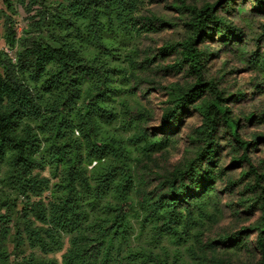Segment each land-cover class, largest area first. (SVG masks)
Wrapping results in <instances>:
<instances>
[{"label":"trees","instance_id":"16d2710c","mask_svg":"<svg viewBox=\"0 0 264 264\" xmlns=\"http://www.w3.org/2000/svg\"><path fill=\"white\" fill-rule=\"evenodd\" d=\"M174 2L187 12L183 19L187 34L163 43L157 54L175 53L170 66L184 70L192 80L172 85L158 127L161 136L140 128L133 136L142 141L143 149L153 150L164 144L191 108L199 112L201 123L194 130L193 155L160 176L157 188L142 195L139 208L131 203L134 181L124 148L113 136L96 137L102 122L119 114L109 110L104 100L113 89L107 57L116 54L110 38L158 31L167 20L153 12L139 14L141 0H60L45 31L44 17L20 36L10 21L5 22L3 38L9 49L15 48V59L0 50V264H11L10 241L22 255V262L15 264H169L158 253L133 244L132 215L141 226H151L156 239L165 235L183 239L188 226L196 223L194 208H201L202 198L211 193L208 186L218 171L245 165L242 173L251 181L242 189L251 193L260 211L251 230L256 232L259 264H264V172L251 158L264 134L248 139L241 135L244 124L254 121L255 110L233 115L230 101L241 98L243 90L221 87L205 74L216 53L206 41L226 44L237 31L224 14L235 0L200 6ZM251 4L264 13V0ZM157 54L144 55L142 62H154ZM255 56L264 67V21ZM129 63L140 62L131 56ZM85 78L90 83L83 89ZM80 100L73 114L71 108ZM128 109L120 113L131 112ZM135 112L133 118L139 120L145 110L135 108ZM75 128L83 136V146L72 138ZM221 130L234 153L227 168L216 171ZM47 168L55 181L41 175ZM235 184L229 178L223 187ZM47 190L50 194L44 195ZM241 233L221 235L219 241H232ZM65 241L68 246L60 262L46 257L62 251ZM25 244L41 255H25Z\"/></svg>","mask_w":264,"mask_h":264},{"label":"rangeland","instance_id":"374dc122","mask_svg":"<svg viewBox=\"0 0 264 264\" xmlns=\"http://www.w3.org/2000/svg\"><path fill=\"white\" fill-rule=\"evenodd\" d=\"M213 1L186 0L187 3L199 6ZM251 2L252 0H235L229 12L224 13L237 26V31L226 44L216 39L206 41L216 53L205 66V74L218 80L221 87L231 91L243 90L244 95L241 98L234 97L230 101L233 115L242 116L255 110L254 121L245 123L240 130L246 139L258 133L264 134V67L255 58L264 13L254 10ZM59 3L60 0H0V50L9 49L3 38L6 21L12 23L17 36H20L25 30L34 28L35 22L44 17L45 22L41 28L45 31L49 26L47 22L50 20V13L55 12ZM149 12L165 18L168 23L158 31H142L139 34L110 38L116 48V54L107 57L113 89L104 100L109 110L119 114L102 122L96 136H113L124 148L134 181L131 203L136 206L142 195L157 188L160 176L193 155L195 144L192 138L195 128L201 123L199 112L191 108L169 133L164 144L153 150L143 149L142 141L133 136L139 128L146 129L154 137L161 136L158 127L172 85H183L192 80L184 70L170 66L176 59L175 53L157 54L158 47L163 43L180 40L187 34V27L183 24L187 12L179 9L174 0H141L138 13ZM8 17L10 19H7ZM154 54L158 55L154 62H142L144 55ZM131 56L140 63H129ZM87 80L85 78L81 84L83 89L89 86L90 80ZM81 101L71 108L73 114L78 111ZM126 107H129L128 111L131 112L120 113L122 108ZM135 108L145 110L139 120L133 118L136 117ZM99 114V111L94 112L95 117L101 119ZM226 136L224 131H219L216 152L218 162L214 167L216 171L220 166L227 168L234 153ZM72 138L83 146L84 139L78 129L75 128ZM108 158H112L110 154ZM251 158L259 171L264 172V142L256 145ZM94 163L95 161L88 165V168ZM245 168L246 165L227 168L225 173L218 171L208 186L211 193L202 198L201 208H194L196 223L188 226L183 239L171 235L156 239L152 227L141 226L134 213L131 235L133 244L158 253L169 264H259L260 253L255 247L256 232L251 230V226L257 221L260 211L253 202L251 193L242 189L246 182L251 181V176L242 173ZM41 175L50 177L52 182L55 181L48 168L42 171ZM229 178L234 179L236 184L223 187ZM48 194L50 190L44 193ZM11 197L14 195L11 194ZM20 199L21 197L17 199L18 204ZM12 231H15V227ZM238 231L244 233L238 234L237 239L229 242L219 241L221 235ZM67 246L65 241L62 251L47 254L46 257H56L60 262L61 254ZM24 249L25 255H41L38 250L30 248L27 244ZM8 251L11 264L22 262V255L15 250L11 241L8 243Z\"/></svg>","mask_w":264,"mask_h":264},{"label":"built area","instance_id":"2783aa9c","mask_svg":"<svg viewBox=\"0 0 264 264\" xmlns=\"http://www.w3.org/2000/svg\"><path fill=\"white\" fill-rule=\"evenodd\" d=\"M6 51L8 52V54L12 57V59H15V53L13 51V49H6Z\"/></svg>","mask_w":264,"mask_h":264}]
</instances>
